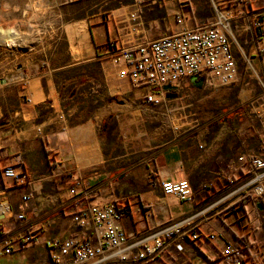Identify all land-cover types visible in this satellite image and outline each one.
Instances as JSON below:
<instances>
[{
  "label": "crops",
  "instance_id": "crops-1",
  "mask_svg": "<svg viewBox=\"0 0 264 264\" xmlns=\"http://www.w3.org/2000/svg\"><path fill=\"white\" fill-rule=\"evenodd\" d=\"M248 1L247 8L264 7V0ZM135 4L134 0L132 4H121L112 11L114 22L85 17L81 22L91 26L89 31L83 33L81 43L69 45L70 59L55 65L53 72L57 76L76 73L65 78V81L74 83L79 78L88 77L80 73L91 63L111 62L106 44L110 41L109 36L114 38L115 21L136 9ZM152 7L156 11L165 8L161 3ZM152 28L145 21L143 34L146 38ZM95 45H101V50ZM48 74L43 72L32 77L27 88L15 89L12 94L0 92V123L7 116L12 120L0 126V199L7 203L4 212L0 209V228L31 231L40 229L49 221L52 226L42 234V241L57 236L62 228V215L69 209V196L62 189L69 177L63 174H78V170L85 176L92 174L87 180L96 192L95 203L121 200L130 204L131 216L122 222L129 232H141L203 211L196 220L203 234L201 240L168 247L161 256L164 264H228L220 254L225 242L243 244L247 264H264V201L260 210L250 198L226 197L229 180L239 178L241 174L236 165L233 167L236 172H229L235 163L234 144L224 146L218 141L178 140L151 147L154 152L146 162H137L129 154H110L103 142L97 117L80 118L75 123L66 121V114L86 115L91 107H80L78 103L69 107L58 104L56 85L60 80L50 79ZM206 83L204 80L202 88H198L191 79L187 80L175 91L174 103L203 91ZM12 96L20 102L18 106H11ZM45 109L49 110L43 113ZM97 114L100 119L106 115L103 110ZM242 146L243 151L248 149L244 142ZM19 160L34 181L29 190H35V198L28 207H23V192L11 190V183L1 176L5 166ZM113 174H120L118 181ZM185 179L191 185V200L166 196L160 187L162 181ZM21 212L28 219L24 226H20L17 220ZM210 233L220 234L221 239L208 242L204 236ZM2 247L0 243V264H49V251L43 244L13 254L1 252ZM256 251L259 252L257 258Z\"/></svg>",
  "mask_w": 264,
  "mask_h": 264
},
{
  "label": "built area",
  "instance_id": "built-area-1",
  "mask_svg": "<svg viewBox=\"0 0 264 264\" xmlns=\"http://www.w3.org/2000/svg\"><path fill=\"white\" fill-rule=\"evenodd\" d=\"M148 1L135 0L136 9L115 21L107 57L117 68V80L127 84L144 106L169 109L175 100L164 86L179 88L198 77L210 85L231 87L248 77L259 91L253 112L264 124V7L247 8L248 0H208L214 12L212 19L187 27L186 18L178 10L179 23L184 27L149 39L143 34V9ZM157 1L152 0L153 4ZM177 1L163 0L161 4L166 7ZM236 164L241 174L229 180L226 197L250 198L257 207L264 201V150L241 152ZM77 172L63 174L69 177L66 184L62 182L69 196V209L62 215L57 236L42 241V234L52 226L49 221L31 231L0 228L1 252L13 254L43 244L49 251V264H164L161 256L168 247L201 240L203 234L196 220L203 211L141 232H129L122 222L131 216L130 204L121 200L95 203L96 192L86 176ZM1 176L11 183V190L23 192V207H28L35 198V190H29L34 181L22 161L5 166ZM160 187L166 196L193 199L187 179L162 181ZM17 220L20 226L28 221L24 212L17 215ZM204 238L214 242L221 235L210 233ZM220 254L228 264H247L243 244L225 242Z\"/></svg>",
  "mask_w": 264,
  "mask_h": 264
},
{
  "label": "rangeland",
  "instance_id": "rangeland-1",
  "mask_svg": "<svg viewBox=\"0 0 264 264\" xmlns=\"http://www.w3.org/2000/svg\"><path fill=\"white\" fill-rule=\"evenodd\" d=\"M133 1L0 0V92L12 94L15 89L27 88L32 77L47 72L50 79L60 80L56 85L58 104L69 107L78 103L80 107H91L86 115L66 114V121L75 123L80 118L97 117L103 142L110 154H129L137 162H146L154 152L151 147L178 140L218 141L224 146L232 143L236 156L229 172L233 174L237 157L244 152L243 142L248 148L245 151L253 148L264 150V124L253 112V102L259 93L253 79L244 77L231 87L206 83L203 91L191 98L184 97L166 109L144 106L127 84L117 80V68L111 62L91 63L80 73L89 78L84 76L74 83L65 81V78L76 73L57 76L53 72L55 65L70 59L69 45L81 43L83 33L89 31L91 26L81 22L85 17L106 20L105 23L114 22L112 11ZM207 1L178 0L168 4V10L165 7L156 11L152 0H149L143 10L145 21L153 27L148 38L157 39L181 30L184 24L179 23L178 10L186 18L187 27L196 21L203 23L212 19L214 12ZM162 2L158 0L156 4L159 6ZM10 36L14 37L11 46L6 44ZM93 42L96 44L94 39ZM95 47L101 50L102 46ZM10 99L11 106L19 105L13 96ZM102 110L106 115L100 119L95 113ZM8 121H12L9 116L1 120L0 126L9 124ZM112 176L118 181L120 174ZM6 204L0 199L1 210Z\"/></svg>",
  "mask_w": 264,
  "mask_h": 264
},
{
  "label": "water",
  "instance_id": "water-1",
  "mask_svg": "<svg viewBox=\"0 0 264 264\" xmlns=\"http://www.w3.org/2000/svg\"><path fill=\"white\" fill-rule=\"evenodd\" d=\"M191 81H192V83L194 84V86H196V87H198V88H202V86H203V84H204V78H200V79L198 80V77H192V78H191ZM2 83H4V82H2ZM163 89H164L165 91H169V92H171V95H170L169 97H171V98H177V95L175 94V91L178 89V87L167 85V86H164ZM258 208H259L260 210H262L263 205H262L261 203H259V204H258Z\"/></svg>",
  "mask_w": 264,
  "mask_h": 264
},
{
  "label": "bare ground",
  "instance_id": "bare-ground-1",
  "mask_svg": "<svg viewBox=\"0 0 264 264\" xmlns=\"http://www.w3.org/2000/svg\"><path fill=\"white\" fill-rule=\"evenodd\" d=\"M6 44L9 45V46L14 44V37L10 36L9 39L6 41ZM5 210H6V208H4V210L2 209V212H4Z\"/></svg>",
  "mask_w": 264,
  "mask_h": 264
},
{
  "label": "trees",
  "instance_id": "trees-1",
  "mask_svg": "<svg viewBox=\"0 0 264 264\" xmlns=\"http://www.w3.org/2000/svg\"><path fill=\"white\" fill-rule=\"evenodd\" d=\"M243 241V240H242ZM243 243H244V241H243Z\"/></svg>",
  "mask_w": 264,
  "mask_h": 264
}]
</instances>
